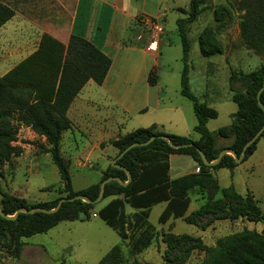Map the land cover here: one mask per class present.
I'll return each mask as SVG.
<instances>
[{
	"label": "trees",
	"instance_id": "1",
	"mask_svg": "<svg viewBox=\"0 0 264 264\" xmlns=\"http://www.w3.org/2000/svg\"><path fill=\"white\" fill-rule=\"evenodd\" d=\"M209 5L210 0H189L186 16L175 21L182 49L179 92L192 102L196 117L193 130L199 134V139L192 140L187 136L165 133L153 125L149 128H137L110 141L117 150L114 156L116 158L130 144L145 142L151 136H156L147 145L130 148L114 162L129 171L131 180L125 185L115 180L107 182L102 200L108 197L111 199L96 211L97 217L117 233L121 242L129 246L131 255L141 252L150 244L152 225L148 218L154 205L165 203L157 219L159 223L182 217L190 203L188 190L199 187L205 194L215 185L212 170H233L238 165L231 155L225 154L217 164L206 166L196 148L209 161L216 159L224 148L239 156L243 145L264 124V113L256 98L264 81V60L250 72H230L229 90L237 109L231 114L230 124L215 132L207 128V122L217 117V111L198 102L189 90L187 58L190 42L187 24L196 20ZM239 6L244 11L239 24L240 37L250 50L264 57V0H239ZM12 16L13 11L0 3V27ZM199 45L200 52L205 57L222 53L220 46L205 49L202 37L199 38ZM110 65V58L82 36L71 34L64 45L52 36L43 34L37 49L0 77V162H9L11 157L21 155L23 149L12 143L17 141L18 125L23 123L38 136L45 138V143L23 142L33 144L40 152L50 155L59 174L60 192L63 193V196L53 200L30 203L24 198L0 190V207L5 215H13L20 208L53 209L62 197L81 195L93 201L99 194L102 180L111 176L127 180L122 169L109 165L98 182L75 190L71 184L69 163L60 154L62 133L71 128V121L66 115L69 104L88 80L100 85ZM155 80L156 76L151 71L148 76L149 84L153 85ZM259 100L264 106V88L259 94ZM160 135L170 140L172 145L160 138ZM217 137L228 139V143L217 146ZM260 138H264V129L260 137L246 148L240 163L254 153ZM187 143H193V146L174 147ZM171 154L191 156L199 165V171L169 179ZM94 205L96 204L75 199L62 202L53 212H19L14 219L0 215V250L9 257L19 258L24 246L23 239L46 233L61 221L78 220L81 214L88 220L89 211ZM127 207L131 211H127ZM184 218L203 230L217 219L245 218L251 222H264V212L248 191L242 195L229 186L221 190L219 197L205 200ZM187 246L195 248L203 245L200 238L187 234L169 236L165 264H183ZM209 250L212 258L206 264H264V238L254 232L232 235ZM117 254L118 246H114L104 260L114 258L118 262ZM133 264L138 262L133 260Z\"/></svg>",
	"mask_w": 264,
	"mask_h": 264
},
{
	"label": "rangeland",
	"instance_id": "2",
	"mask_svg": "<svg viewBox=\"0 0 264 264\" xmlns=\"http://www.w3.org/2000/svg\"><path fill=\"white\" fill-rule=\"evenodd\" d=\"M188 2V0L135 1L137 5L145 3L146 11L157 15V19H152L163 27V32L158 36L161 46L157 54L160 57L161 83L165 84L163 102L176 103L177 99H185L179 92L182 49L175 21L179 17L186 16ZM243 13L239 0H210V5L196 20L187 24V37L190 42L187 58L189 90L198 102L205 103L217 111V117L208 120L209 130L216 131L222 126L229 125L231 114L236 111V104L232 101V93L229 90L230 72H250L258 68L264 60V57L250 50L240 37L239 24ZM146 20L148 19L145 17L137 18L135 26L128 30L129 35L134 39L137 35L142 36L141 41L134 40V42L144 48L147 47L149 39ZM201 37L205 49H215L220 46L222 53L203 56L199 45ZM152 71L155 74V71ZM93 87L98 89L96 84H93ZM185 101L188 105L184 107L186 113L183 115V120L188 124L191 117L194 127L196 118L192 112V103L189 99ZM162 110L154 112L149 110L147 114H143L145 113L143 111L142 114L126 119L114 110L113 118L122 125L118 127L107 125V130L103 131L107 133V138L112 139L116 134L122 135L143 128L142 126L148 127L152 114L166 122L165 130H173L170 123L165 121L166 118L170 120L172 110L169 108ZM121 118L124 120L121 121ZM99 135L98 130L87 134L72 127L63 133L60 154L69 163L71 184L75 190L98 182L117 153L110 144L111 139L101 142L102 145L99 144L100 148H98L96 143L99 140L95 143L94 141ZM190 136L193 139L198 138V134L193 129ZM217 140L225 144L228 139L217 137ZM30 149L32 151L28 153L24 154L22 151L20 156L11 157L9 162H0V190L24 198L30 203L49 201L63 196L60 192L59 174L50 155L40 152L34 145ZM227 154L231 155V153ZM213 178L216 180L215 185L205 194L199 187L188 190L190 203L182 217L170 218L165 223H159L157 219L164 202L154 205L148 218L152 225L150 244L134 255L130 254L129 246L121 242L115 231L97 215L93 216L97 209L111 199L108 197L94 205L89 211L88 220H85L86 216L81 214L78 220L61 221L46 233L23 239L24 246L19 258L9 257L0 250V264H133V260L138 264H165L168 237L180 234L200 238L203 245L195 248L187 246L183 264H206L212 258L209 249L217 247L220 241L232 235L254 232L264 238V222H251L245 218L217 219L211 221L202 230L188 223L184 218L205 200L219 197L221 190L229 186L242 195L248 191L264 212V138L259 139L255 152L237 168L234 170L217 168L213 170ZM114 246H118V262L114 258L105 261V256Z\"/></svg>",
	"mask_w": 264,
	"mask_h": 264
},
{
	"label": "crops",
	"instance_id": "3",
	"mask_svg": "<svg viewBox=\"0 0 264 264\" xmlns=\"http://www.w3.org/2000/svg\"><path fill=\"white\" fill-rule=\"evenodd\" d=\"M135 1L0 0V3L13 11V16L0 27V77L33 53L43 34L52 36L64 45L71 34L79 35L105 53L110 58L111 65L103 82L100 85L96 84L98 89L93 87L95 83L92 80H88L69 104L66 115L71 121L72 128L83 130L87 134L98 130L100 135L94 143L99 140L96 146L100 148L101 142L111 139L107 138V133L103 131L107 130V125L111 127L122 125L113 118L114 110L126 119L142 114L143 111L145 112L143 114H147L149 110L154 112L169 108L172 110L170 120L166 118L165 121L170 123L173 130H165L166 122L154 114L148 122L149 126L142 127L149 128L154 125L156 129L165 133L173 132L191 138L190 132L193 129L191 117L188 124L183 120L186 113L184 107L188 105L185 100L188 99H177L176 103L163 102L165 84L161 83L160 57L157 55L161 41L157 38V50L148 46L144 48L134 42L142 40L138 38L139 35L134 39L128 33V30L135 26L137 18L157 19V15L146 11L145 3L137 5ZM148 38L149 43L152 39L150 34ZM152 70L155 71L156 80L150 85L148 76ZM120 120L123 121L124 118ZM18 127L17 141L12 144L21 146L24 154L32 151L30 148H33V144L25 143L22 139L45 143V138L38 136L29 126L20 123ZM122 135L116 134L111 140ZM191 139L198 140L199 134L197 139ZM223 143L216 141L217 146H223L228 140ZM198 171L199 165L191 156L183 154L169 156V179ZM211 174L213 176V170ZM128 211H131L130 207Z\"/></svg>",
	"mask_w": 264,
	"mask_h": 264
},
{
	"label": "water",
	"instance_id": "4",
	"mask_svg": "<svg viewBox=\"0 0 264 264\" xmlns=\"http://www.w3.org/2000/svg\"><path fill=\"white\" fill-rule=\"evenodd\" d=\"M264 88V81H263V84H262V87L258 90L257 92V95H256V98H257V103L258 105L260 106V108L262 109L263 113H264V106L262 105V103L260 102L259 100V94L261 92V90ZM264 129V124L263 126L243 145V148H242V151H241V154L239 156L236 155V153L228 148H224L222 149L217 158L214 159L213 161H209L205 154L199 149V148H196L197 152L199 153L200 155V158L202 160V163L206 166H212V165H215L217 164L221 157L227 153H231L232 157L235 159V162L236 163H240L242 161V158L244 156V152L246 150V148L251 145L257 138L260 137L261 135V132L262 130ZM160 138L162 139H166L168 141V144L172 145L171 141L168 140L165 136L163 135H160L159 136ZM156 136H151L147 141L145 142H136V143H132L130 144L128 147H126L116 158H114L112 160V164L111 166L114 167V168H118V169H122L126 175H127V180L126 181H122L120 178L118 177H114V176H111V177H108L104 180L101 181L100 183V191H99V194L98 196L96 197V199H94L93 201L89 200L88 198L84 197V196H81V195H78V196H75L73 198H66V197H62L58 203L56 204V206L53 208V209H44V208H41V207H36L34 209H25V208H20V209H17V211L15 212V214L13 215H5L0 207V215H2L3 217L5 218H8V219H14L17 214L19 212H23V213H34V212H37V211H41V212H53L55 210H57L60 205L62 204V202H65V201H72V200H75V199H82L83 201L85 202H88V203H92V204H97L99 203L101 200H102V197H103V192H104V186L107 182L111 181V180H115L117 181L118 183L122 184V185H125L127 184L128 182H130L131 180V175L129 173L128 170H126L125 168H123L121 165H118V164H115L114 162L120 158L126 151H128L130 148L134 147V146H144V145H147L148 143H150L153 139H155ZM187 146H193V143H187V144H182V145H177V146H174V147H187Z\"/></svg>",
	"mask_w": 264,
	"mask_h": 264
},
{
	"label": "built area",
	"instance_id": "5",
	"mask_svg": "<svg viewBox=\"0 0 264 264\" xmlns=\"http://www.w3.org/2000/svg\"><path fill=\"white\" fill-rule=\"evenodd\" d=\"M146 26L149 30V34L151 35L152 39L149 41L148 43V48H152L157 50L158 47V42H157V38L159 36L160 33L163 32V27L154 19H148L146 20ZM139 39L142 38L141 35L138 36ZM154 45V47H152ZM93 216H96L95 213H93Z\"/></svg>",
	"mask_w": 264,
	"mask_h": 264
},
{
	"label": "bare ground",
	"instance_id": "6",
	"mask_svg": "<svg viewBox=\"0 0 264 264\" xmlns=\"http://www.w3.org/2000/svg\"><path fill=\"white\" fill-rule=\"evenodd\" d=\"M152 47H154V45Z\"/></svg>",
	"mask_w": 264,
	"mask_h": 264
}]
</instances>
